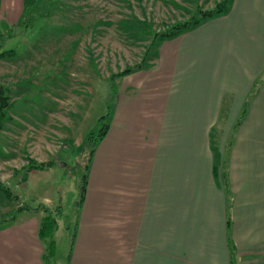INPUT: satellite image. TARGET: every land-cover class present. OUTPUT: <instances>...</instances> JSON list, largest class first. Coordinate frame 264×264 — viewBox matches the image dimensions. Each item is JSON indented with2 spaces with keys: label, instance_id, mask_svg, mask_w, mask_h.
Listing matches in <instances>:
<instances>
[{
  "label": "crops",
  "instance_id": "crops-1",
  "mask_svg": "<svg viewBox=\"0 0 264 264\" xmlns=\"http://www.w3.org/2000/svg\"><path fill=\"white\" fill-rule=\"evenodd\" d=\"M133 74L118 84L73 233L57 222L53 264H264V0H233ZM229 142L224 188L213 149L224 156ZM11 194L0 264H45L43 214Z\"/></svg>",
  "mask_w": 264,
  "mask_h": 264
},
{
  "label": "rangeland",
  "instance_id": "rangeland-1",
  "mask_svg": "<svg viewBox=\"0 0 264 264\" xmlns=\"http://www.w3.org/2000/svg\"><path fill=\"white\" fill-rule=\"evenodd\" d=\"M219 1L54 0L31 28L18 25L24 0H0L1 51L10 52L0 58V84L10 102L0 129V178L5 184L16 178L18 188H6L17 194L19 209L58 207L57 222L73 233L89 152L112 124L118 84L124 88L137 70L111 76L143 59L149 65L163 42L150 45L155 33ZM47 162L43 171L28 169ZM9 198L0 190L1 206L16 203ZM5 212L2 223L18 216Z\"/></svg>",
  "mask_w": 264,
  "mask_h": 264
},
{
  "label": "trees",
  "instance_id": "trees-1",
  "mask_svg": "<svg viewBox=\"0 0 264 264\" xmlns=\"http://www.w3.org/2000/svg\"><path fill=\"white\" fill-rule=\"evenodd\" d=\"M233 0H220L213 8L210 9H203L200 7H196L194 12L190 15V17L183 21H176L171 26L166 27L164 30L159 31L154 34L153 40L150 43V45L154 44L157 40H166L171 39L174 37H177L185 32H188L199 25L203 24L204 22L219 17L221 15L226 14L232 4ZM54 4V0H24V8H23V14L21 15L22 18L19 20V26L24 27H33L35 25V22L40 17H44L46 12H49V9L51 10L52 5ZM1 45H0V58L4 57L5 55H9V51H1ZM148 64H146V59H143L141 64L135 65L134 67H126L121 72L112 75V78H117L122 75H126L128 73H131L136 70H140L142 68H145ZM8 88L0 84V129L4 126V124L9 120V116L7 114V111L10 108V102L8 97ZM102 118V117H101ZM238 125V122H237ZM107 125H104V128L101 129L98 140H100L103 135L106 133ZM93 137V133L90 132L87 134L85 140L86 142L91 144V139ZM231 142L227 143L226 145V151L224 156H221L218 153L217 149H213L214 153V165H213V171L215 173V176H217V179L220 177L221 184L224 188L227 186V179H226V166H227V155L229 152V147ZM94 150L91 149L89 152L90 158L93 154ZM89 158V160H90ZM52 162L47 163H36V164H30L28 169H42L44 170L46 167H50ZM89 163L85 166V169H88ZM85 176L82 178V184H81V200L83 196V192L85 189ZM0 190L3 191L7 197H12L11 192L9 189H7L1 182H0ZM81 200L79 202H81ZM26 208V207H25ZM22 208L21 210H27V208ZM38 208H42L43 210V216L40 220L39 229H38V237L43 242L44 245V252H43V261L45 264H52V259L55 255V244L52 239V235L56 229L57 220L55 218V215L58 214V207L51 211L48 208L45 207H35V211L38 210ZM30 210V209H29Z\"/></svg>",
  "mask_w": 264,
  "mask_h": 264
}]
</instances>
